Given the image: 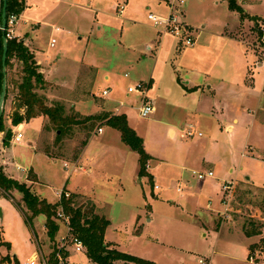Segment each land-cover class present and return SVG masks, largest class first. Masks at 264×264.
<instances>
[{"label": "rangeland", "instance_id": "374dc122", "mask_svg": "<svg viewBox=\"0 0 264 264\" xmlns=\"http://www.w3.org/2000/svg\"><path fill=\"white\" fill-rule=\"evenodd\" d=\"M77 1L28 0L24 21L31 18L37 22L28 20L21 24L16 34L23 38L18 37V41L25 39L29 50L39 52L54 74L52 82L47 81L48 85L38 94L46 97L49 106H64L66 116L79 114L83 120L98 115H91L95 104L104 107L105 100L110 103L112 109L108 107L110 111L101 113L108 116L119 115L114 111L123 104L122 109L127 115L129 127L143 139L150 153L164 158H151L149 161L148 172L153 176L152 181L144 177L140 182L139 176L131 174L130 168L124 174L117 171L112 161L108 160L113 156L103 151L105 145L114 144L117 134L105 121L96 123L86 146L87 155L83 165L87 166L89 160H92L85 167L87 174L75 172L71 163H63L64 160L71 159L74 150L81 146L85 138L86 131L81 126L77 127L72 138H63L62 143L57 144L53 127L46 132L43 131L44 122L41 118L32 120L21 129V144L14 145L13 133L9 145L4 146L1 140L5 138L8 129H13L12 118L18 105V101L14 103L16 98L14 89L11 88L13 93L5 100L3 111L6 130L0 134V164L5 166L7 176L29 185V175L36 172L41 182L33 186V192L49 202L56 201L62 190L77 192L78 189H86L88 192L83 197H87V200L93 198L98 214L112 221L115 243L120 245L117 248L121 252L154 264H199L200 259H210L211 264H243L228 258L237 255L229 248L232 241L239 237L235 232L232 235L230 229L237 225V230L238 226L243 227L251 222L264 225V213L260 211L264 208V193L261 194L260 190L245 181L251 178L256 185H264V97L254 100L247 109L245 106L242 108L241 114L247 121L243 132L246 138L240 136L237 140L236 135L235 144H232L226 132L221 136L215 135L214 139L228 148L218 157L221 159L220 167L215 168L214 176L199 180L192 173L183 179L182 184L179 183V172L170 167V164L177 162L175 158H168V153L181 151L187 146L186 140L195 138L187 139L186 135L181 137L178 134L177 139L172 140L161 121L173 115L163 107L156 114L143 119L138 111L139 98L128 95L130 86L141 81L150 82L154 56L146 54L145 46L148 42L152 43L154 31L143 29V32L151 35H146L142 40L139 35L141 31L127 21L125 11L128 6L122 0H104L102 14L88 11L92 7L97 9L91 5L94 1H80L82 3L79 7ZM97 4L100 2L97 1ZM120 8H123L124 15L119 14ZM184 10L191 22L198 27L194 28L195 34L203 30L204 25L207 29L220 25L234 32L243 24L245 31L242 32L241 39L249 45L248 63L258 82L264 81V69L258 71L254 67L253 52H256L260 62H264V48L259 45V26L264 22V0H245L243 18L240 13L229 10L226 0H186ZM254 19L258 20L257 24ZM90 20L91 23L94 22L92 29ZM140 21L143 19L138 20V23ZM149 24L154 28L151 22ZM101 27L104 28L102 33L99 31ZM122 31L125 37L121 36ZM167 36H170L172 45L174 40L179 44L176 37L173 40L174 36ZM52 40L56 41L54 47H51ZM174 57L164 58V63L167 62L166 70H173L174 77H185L181 67L177 65V56ZM83 63L95 64V71L99 76L93 83L91 98H88V92L92 71L83 68ZM14 64L10 77L17 76L21 70L19 62L15 61ZM176 69L180 73H175ZM142 71L147 75L145 80L141 76L137 77ZM105 75L110 76L109 83L104 80ZM167 85L169 84L163 81V86ZM105 90L110 91L107 98L102 97ZM158 105L156 102V109L159 108ZM25 111L26 108L22 110V114ZM47 122L48 120L45 125ZM90 124L92 122L84 124V127L88 128ZM102 126L104 134L98 136L95 132ZM208 127L204 120L198 131L204 133V137H197L198 140L210 137L212 133ZM247 140L251 146L246 144ZM131 152L135 154L133 158H139L137 153ZM1 158L8 159V165ZM66 165L68 169L65 168ZM90 167L93 176L89 177ZM231 168L234 170L232 173L229 172ZM238 179L243 181L233 182ZM226 182H233L231 184L235 188L229 206L224 203L227 196L223 185ZM179 184L182 185V193H178ZM155 186L160 190H156ZM13 194L12 197L0 195V264H26L33 258H37V264H43V260L48 262L53 249L60 247L67 236L66 225L58 223L59 231L54 239L50 238L45 227L46 218L40 215L29 223L19 206H23L26 211L22 194ZM86 199H80L79 204L84 202V206L88 207ZM227 211L231 220L223 222L219 214L223 215ZM261 232L263 236L264 227ZM203 233H207V236L203 237ZM261 242L259 240L255 245L256 250H261ZM69 248L67 264H95L88 259L86 251L76 253L72 247Z\"/></svg>", "mask_w": 264, "mask_h": 264}, {"label": "crops", "instance_id": "0c3cea01", "mask_svg": "<svg viewBox=\"0 0 264 264\" xmlns=\"http://www.w3.org/2000/svg\"><path fill=\"white\" fill-rule=\"evenodd\" d=\"M22 1L27 7L28 0ZM38 1L41 2V0ZM80 1L83 0L77 1L78 7L82 3ZM88 1H94L93 4L91 3V5L97 8L94 9L93 7H89L90 9H88V11H93L94 13L98 12V14L104 13L102 11L104 0ZM97 1H99L100 4H97ZM122 1H124V3L128 6L127 11H125V14L127 15V21L132 23L133 25H136L137 29L141 31L139 34L141 39L143 40L146 35H151L143 32V29L146 28L154 31V34L156 35L154 37L153 34V37L151 39L152 43L148 42L145 46L146 54L148 53V55L154 56L153 68L149 77L150 88L148 91V96L154 102L155 108L156 102L159 103V108L156 109L155 114L159 111V109H162L164 107L166 111H169L170 114L173 115L172 117L165 118L163 119V121H161L163 126L167 129V133L172 140H176L178 134L181 137L186 135L188 139L189 137L187 135V132H195V136L189 138H195V140H186V148L181 149V151L179 152L168 153V158H175L177 162H173L172 164H170V167L179 172L181 180H179V183L183 182L184 178H188L189 174L191 175L198 170L202 171H198V173H207L210 171L214 172L216 167H220L219 162L221 161V159L218 157L221 156V152L224 149L228 148V146L222 145L220 144V142L214 139L215 135L217 134L221 136L226 132L229 135L230 143L232 144H235L234 139L236 135L237 140L240 136L246 138V136L243 135V132H245L244 129L247 125V121H245V117L241 114L242 108L245 106L247 109V106L253 103L254 100L264 97V81L258 82L256 77L254 76V73L252 72L251 67L248 63L247 49L249 48V45L246 44L243 39H241V34L245 31V27L242 24L240 27H237L234 32H232L230 29H228V27L219 25L218 27L207 29L208 27L204 25L203 30L198 31L197 34H195L196 32H194L193 35H196V41L192 47L183 46L180 42L177 45L176 41L174 40L175 37L172 38L175 42L174 45H172L170 36H161L159 35V33L157 34L158 31L150 26L148 18L149 14H155L158 16L166 15V13L168 12V0ZM2 2L3 0H0V43L2 37ZM65 2H69V0H65ZM25 12L26 9L22 14V24H24L26 21L28 22V20L32 21V23L37 22L35 20H32L31 18H28L24 21V16L26 14ZM122 15H124V13ZM86 16H88V14H86ZM95 18H97V15L95 16ZM140 19H143V21H140V23H138V20ZM183 21L193 31L195 30L194 28H198L191 22L190 18H188L185 12L183 13ZM142 22H146L149 26ZM93 25L94 22L91 23L90 20V29L93 28ZM256 27L257 26H255V28ZM38 28L39 26H37V29ZM103 29L104 28L101 27L99 28V31L102 33ZM237 30H239V33ZM16 36L20 38L22 37V35L20 34H16ZM121 36L125 37L124 32L121 34ZM23 41L25 45H27L26 40L23 39ZM245 44L247 47L245 46ZM253 52L255 57V69L258 71L264 69V62H260L258 55H256V52ZM33 53L38 62V65L40 66L41 74L44 75L46 81L52 82L51 80L54 74L51 70V67H49V64L46 63L42 56H40L39 52H35V50H33ZM166 56H175L174 58H176L177 56V65L181 67L183 75H185V77H174L172 76L173 70H166L165 67L167 65V62L164 63V58H166ZM1 58L2 55L0 48V71L2 65ZM171 61L172 60H170V62ZM81 66L92 71V75L90 78L91 87L89 89L90 92H88L90 94L88 98H91L93 83L98 80L99 76L95 71V64L92 63L91 65H86L83 63ZM144 70L146 71V68H144ZM174 72L180 73V71H178L177 69L174 70ZM139 73L140 74H137V77L141 76L140 78L143 77L142 80H145L147 77L145 72L142 71ZM104 80L109 83L110 76L105 75ZM163 81H165L169 85L163 86ZM108 107L111 108V105L110 103H107L106 100L104 103V107L95 104L93 111H91V115H99L102 112H108L110 111L107 109ZM122 108L123 107H117L116 111L114 112H116V115H125L127 117ZM41 119L43 120V125L45 127L46 119ZM204 120L209 126L207 129L212 134L208 139L198 140L197 137H204V133L198 132L202 128V122ZM209 122H211V125L209 124ZM28 124L29 123L21 124L16 129L18 130L25 128ZM101 128H103V126ZM113 130L117 133L115 136L116 141L113 145H105L103 147V151L113 156V158H109L108 160L112 161L117 171L124 174L126 173L127 169L130 168L131 174L133 173L139 176V158H133L135 157V154H133V152H131L132 150L123 143L121 133L116 129ZM200 133L202 134V136H199ZM240 141H238V143H240ZM21 143L14 142V145H19ZM1 144H4L3 140H1ZM246 144L250 145L248 143V140ZM144 147L146 153L151 158H164V156H158L154 153H150L147 150L145 143ZM86 148L87 147H85L84 151L77 160L73 161L71 159H68L64 160L63 163H71L74 165L73 170L75 172L82 171L84 174H87L88 170L85 167H87L92 160H89L88 164H86L87 166L83 165L86 159L84 157L87 155V152H85ZM1 160L4 164L8 165V159L1 158ZM12 162L13 161H11L10 165L13 164ZM96 163L97 162L95 160L94 165H96ZM3 167L4 170H6L5 166ZM204 169L205 171H203ZM12 172L14 173V170ZM229 172L232 173L234 172V170L231 168ZM34 173L37 175L38 183L33 184V186L41 182L39 179V175L36 172ZM123 174H121L120 176L124 177ZM14 176H16V174ZM90 176H93L92 167H90L89 177ZM193 176L195 175L193 174ZM13 179L17 180L15 177ZM138 179L140 182H142L145 178H141L139 176ZM238 181L240 182L243 180L238 179L233 182ZM245 181L249 185H252V187H254L255 189L260 190L261 194L264 193V185H256L251 178H247ZM70 192L72 195L84 196L83 194H87L88 191H86V189H78L77 192ZM59 200L60 199L58 196V199L56 201H47L49 203L56 204L59 202ZM90 200H92V202L94 203L95 212L98 214V207L95 203V200L93 198H90ZM221 224L222 223L220 222V225ZM204 227H206V225ZM235 228H237V225ZM235 228L230 229L231 234L233 235V232H235L239 237L237 240L232 241L229 249L232 250V253H237V255L228 258L233 262L243 264H264L263 250H255L252 255V257H254L253 260H251L250 258V247L253 245H257L259 240L261 241L264 238V235L253 236L249 238L244 234L242 226H238L237 230H235ZM114 235L115 228L112 225V221H110V226L107 228L105 233V242L118 249L117 247H119L120 245H117V243H115ZM202 235L203 237H206L207 233H203ZM72 256L70 257V261Z\"/></svg>", "mask_w": 264, "mask_h": 264}, {"label": "trees", "instance_id": "16d2710c", "mask_svg": "<svg viewBox=\"0 0 264 264\" xmlns=\"http://www.w3.org/2000/svg\"><path fill=\"white\" fill-rule=\"evenodd\" d=\"M230 11L244 15L243 3L245 0H226ZM3 5V2H2ZM26 9V5L22 0H8L7 1V18L11 15H21ZM1 55L3 52V33L1 31ZM15 61L21 64V70L17 76L10 77V72L14 68ZM3 73L2 65L0 71V99L3 91ZM48 83L45 77L40 72V66L35 58L34 53L29 50L24 41L18 39L8 41V58H7V94L8 97L13 93L11 88L14 89V103L18 105L16 112L12 118V127H18L23 123H29L31 120L37 118H44L48 120L44 127V131L49 132L53 127L56 131L57 144L62 143L63 138H72L77 127H82L85 130V138L81 146L74 150L71 160H77L85 147L87 146L96 123L106 122L111 128L118 130L121 133L123 143L128 146L132 151L139 155L140 173L141 178L147 177L150 181L153 177L148 173V164L151 157L146 153L143 139L128 125L127 117L125 115L108 116L107 114H99L83 120L79 114H72L66 116L65 108L62 105L49 106L45 96L39 95V91L43 90ZM26 108L25 114L22 110ZM92 122L86 128L84 124ZM48 124V125H47ZM3 117L0 120V134L5 133ZM57 132H59L57 134ZM13 136V129L10 128L6 132L3 139L4 146H8ZM51 158L56 159L52 154L47 153ZM29 185L19 183L17 180L10 178L5 173L4 167L0 164V195H8L12 197L13 192L22 194V201L25 203L26 211L23 206L20 210L25 216L26 220L30 223L37 216H44L46 218L45 227L50 238L54 239L56 233L59 231L58 214L60 208H63L64 213L69 217V227L71 231V239L79 240L86 251L88 259L95 264H154L148 260L123 253L105 242V233L110 226V221L104 216H100L95 212V205L90 199L78 195H70V198L63 197L58 203L52 204L45 199H41L33 192V184L38 183V178L35 173L30 174L28 177ZM87 200L88 207L84 206V202L80 205L78 201ZM81 202V201H80ZM264 206V200H263ZM87 208V209H86ZM264 213V208L260 210ZM27 212H31L29 215ZM263 224H244V234L251 238L262 234ZM1 237V234H0ZM9 245V244H8ZM2 246L0 240V247ZM261 250L264 251V238L261 242ZM256 250V246L250 247V258ZM57 247L53 249L52 254L48 259V264H58L56 260ZM65 256L67 254L65 253Z\"/></svg>", "mask_w": 264, "mask_h": 264}, {"label": "built area", "instance_id": "2783aa9c", "mask_svg": "<svg viewBox=\"0 0 264 264\" xmlns=\"http://www.w3.org/2000/svg\"><path fill=\"white\" fill-rule=\"evenodd\" d=\"M186 5V0H168V12L165 16H158L155 14H149L148 18L149 21L153 24L154 28L158 31L159 35H167L170 34L174 37H176L181 45L186 47H192L195 44V37L193 30L189 28L185 22L183 21V13H184V7ZM23 14V13H22ZM22 14L21 15H11L9 18H7V26L6 29L3 31L5 34V38L9 40L18 39L16 36V31L18 27L22 24ZM119 14H123V8H120ZM2 31V28H1ZM259 34H260V40L259 45L264 48V22L260 24L259 26ZM56 44L55 40H52L51 47H54ZM150 88V83L145 82H138L133 86H130L128 89V95H136L139 98V115L143 119H147L150 116H152L155 111V105L154 102L149 98L148 91ZM110 96V91L105 90L102 93L103 98H107ZM121 107H124L123 104H121ZM14 135V142L15 143H21L23 140V133L21 132V129H16L13 131ZM95 134L98 136L103 134V129L99 127ZM188 137L192 138L195 136V132L189 131L187 132ZM199 136H202L200 133ZM66 169H68L67 165L65 166ZM199 180H204L207 177H213V172H207V173H193ZM233 184L231 183H225L223 185V191L225 193V196H227L226 200L224 199V203H226L228 206L230 205L231 198L233 196ZM156 190H160L158 186H155ZM235 189V188H234ZM182 185L179 184L178 187V193H182ZM70 193L67 190H62L59 194V199L61 200L63 197L70 198ZM59 200V201H60ZM229 211H227L225 214H219L220 219L224 221H228L230 219ZM58 220L66 225L67 227V236L62 241V244L60 247L57 248L56 253V260L58 264H67L68 259L67 256H65V253L69 251V247H72L73 251L76 253H81L85 251V248L83 244L77 240V239H71V231L69 227V217L66 216V214L63 211V208H60L59 214H58ZM253 260V258H251ZM26 264H37V258H33L29 260ZM43 264H48L46 260H43ZM199 264H211L210 259H200Z\"/></svg>", "mask_w": 264, "mask_h": 264}, {"label": "water", "instance_id": "95a60500", "mask_svg": "<svg viewBox=\"0 0 264 264\" xmlns=\"http://www.w3.org/2000/svg\"><path fill=\"white\" fill-rule=\"evenodd\" d=\"M7 1L3 0V9H2V33H3V52L1 58L2 64V73H3V91L0 99V120L3 117L4 104L7 94V58H8V40L5 38L4 30L7 26ZM256 24L258 23L257 19H254ZM0 217H2V210L0 209Z\"/></svg>", "mask_w": 264, "mask_h": 264}]
</instances>
